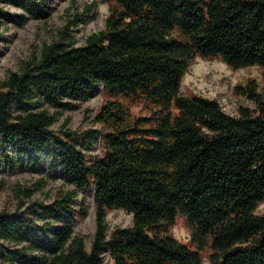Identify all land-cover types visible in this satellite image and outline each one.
<instances>
[{
	"label": "trees",
	"instance_id": "trees-1",
	"mask_svg": "<svg viewBox=\"0 0 264 264\" xmlns=\"http://www.w3.org/2000/svg\"><path fill=\"white\" fill-rule=\"evenodd\" d=\"M17 1L33 11L35 0ZM107 2L104 30L84 46L44 44L38 60L0 84V144L33 164L31 152L47 151L75 186L51 204L0 212L1 263L104 264L106 254L111 264H204V257L264 264V215L255 214L264 202V84L260 92L254 80L234 88L255 105L237 116L180 93L196 57L264 70V0ZM0 18L12 19L3 10ZM99 85L110 98L93 120L101 136L94 129L55 134L67 101L86 99ZM127 101L147 115L134 116ZM99 137L103 154L92 158ZM91 187L96 229L88 252L65 216L77 191ZM116 208L132 223L108 236L105 217ZM178 217L189 244L172 234Z\"/></svg>",
	"mask_w": 264,
	"mask_h": 264
},
{
	"label": "rangeland",
	"instance_id": "rangeland-1",
	"mask_svg": "<svg viewBox=\"0 0 264 264\" xmlns=\"http://www.w3.org/2000/svg\"><path fill=\"white\" fill-rule=\"evenodd\" d=\"M18 3L17 0H0V10L12 17L9 21L0 18V84L9 74L20 73L25 63L38 60L44 44L71 39L74 47L84 46L88 36L104 30L109 10L107 0H35L32 12L23 11ZM20 17H24L22 24L19 23ZM249 80L257 83L260 92L264 84V70L258 66L232 70L221 59L196 57L182 78L180 93L186 97L215 101L223 112L237 116L240 107L255 109L252 102L234 91L236 86H244ZM109 99L99 85L86 99L68 100V107L59 110L55 117L52 131L58 135L63 130L82 133L94 129L101 136L104 128L93 120ZM125 104L134 116L147 115L146 108L140 103L127 101ZM48 111L56 113L53 108ZM101 143L99 137L97 144L88 152L90 157L102 156L104 149ZM29 156L37 162L28 163L17 149L0 144V212L25 211L36 202L51 204L75 191V186L64 176L57 160L47 151L40 155L31 152ZM76 194L65 219H69L73 235L83 238L89 252L96 229L93 188L77 191ZM81 210L85 211V216ZM255 214L264 215V202ZM105 223L110 236L114 229L130 227L132 215L116 208L107 212ZM40 233L43 234V230ZM172 234L180 242L190 243L189 230L182 217L177 218ZM203 261L209 264L205 257ZM103 262L111 264L106 254Z\"/></svg>",
	"mask_w": 264,
	"mask_h": 264
}]
</instances>
